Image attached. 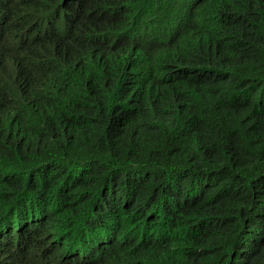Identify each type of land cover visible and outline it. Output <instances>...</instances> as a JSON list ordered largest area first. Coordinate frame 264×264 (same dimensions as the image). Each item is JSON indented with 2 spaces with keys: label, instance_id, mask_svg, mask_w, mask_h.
I'll return each mask as SVG.
<instances>
[{
  "label": "trees",
  "instance_id": "1",
  "mask_svg": "<svg viewBox=\"0 0 264 264\" xmlns=\"http://www.w3.org/2000/svg\"><path fill=\"white\" fill-rule=\"evenodd\" d=\"M32 1L0 0V264H264V0Z\"/></svg>",
  "mask_w": 264,
  "mask_h": 264
},
{
  "label": "clouds",
  "instance_id": "2",
  "mask_svg": "<svg viewBox=\"0 0 264 264\" xmlns=\"http://www.w3.org/2000/svg\"><path fill=\"white\" fill-rule=\"evenodd\" d=\"M6 2V0H5ZM54 7L60 9V0H33L27 7L26 10L29 16V25L31 26L32 21L45 7ZM66 14V13H65Z\"/></svg>",
  "mask_w": 264,
  "mask_h": 264
}]
</instances>
